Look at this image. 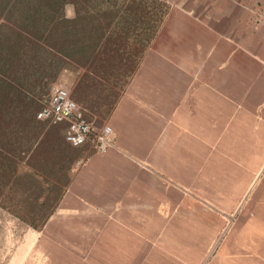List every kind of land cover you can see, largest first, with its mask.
I'll return each mask as SVG.
<instances>
[{
    "label": "crops",
    "instance_id": "1",
    "mask_svg": "<svg viewBox=\"0 0 264 264\" xmlns=\"http://www.w3.org/2000/svg\"><path fill=\"white\" fill-rule=\"evenodd\" d=\"M164 1L110 114L113 147L85 149L40 230L0 215V264H264V0ZM4 24L0 51L21 50Z\"/></svg>",
    "mask_w": 264,
    "mask_h": 264
},
{
    "label": "trees",
    "instance_id": "2",
    "mask_svg": "<svg viewBox=\"0 0 264 264\" xmlns=\"http://www.w3.org/2000/svg\"><path fill=\"white\" fill-rule=\"evenodd\" d=\"M69 3L75 6L73 19L63 14ZM168 12L164 0L0 2L5 34L20 41L21 50L28 41L31 54L25 59L10 42L0 51V209L40 230L57 210L79 161L60 126L37 119L42 108L37 88L70 64L80 71L74 95L112 113L122 95L116 85L123 81L126 88ZM47 48L55 54L44 56Z\"/></svg>",
    "mask_w": 264,
    "mask_h": 264
},
{
    "label": "built area",
    "instance_id": "3",
    "mask_svg": "<svg viewBox=\"0 0 264 264\" xmlns=\"http://www.w3.org/2000/svg\"><path fill=\"white\" fill-rule=\"evenodd\" d=\"M264 22V8L258 15ZM3 20H0V26ZM88 109L78 104L65 87H55L50 100L42 104L37 119L48 127L66 126L65 139L74 148L90 145L104 154L114 145V133L108 124L96 127L88 118Z\"/></svg>",
    "mask_w": 264,
    "mask_h": 264
},
{
    "label": "rangeland",
    "instance_id": "4",
    "mask_svg": "<svg viewBox=\"0 0 264 264\" xmlns=\"http://www.w3.org/2000/svg\"><path fill=\"white\" fill-rule=\"evenodd\" d=\"M72 6H74V5L69 4L68 7H72ZM0 20H2V18H0ZM3 24L4 23L2 22L1 26ZM66 68H67V70L65 72H63L56 80H49V79L45 80L43 85L40 86L39 89H37V91L35 93L36 94L35 99H38L39 103L41 105L45 104L50 100L53 88L61 87V86L65 87L69 90L71 96L74 98V100L78 104H80L81 106L88 109V111H89L88 118L94 122V125L96 127H102V126L108 124V120H109V117L111 114V113L107 112L108 106L100 107L95 102L88 101V100H86V101L82 100L80 95H78V96L74 95V88H75V85L77 83V79L80 76V71L74 69L73 66H70V65L66 66ZM105 85H108L111 87L112 82L108 83V84L106 83ZM116 87L117 88L115 89V91L122 94L123 90L125 89L123 81H120L119 84L116 85ZM59 128L61 130L62 135L65 136L66 126H60ZM75 149L78 153L79 161H78V163H76L74 165V168L77 167L85 159V157L88 155V153L85 151V149L91 150V148H90V145H86V146L75 148ZM72 173L73 172H71L70 175H72ZM263 188H264V176L262 178L260 176H258L257 179L253 182V200L256 199L257 195L260 193V191ZM258 191H259V193H258ZM5 214H9V213H7L6 211H3V210L0 211V215L3 216ZM235 227H236V225H232L231 223H229L224 230L222 238L226 232H228V235H230L232 231L234 233ZM222 238L220 239L219 243L222 241ZM219 243H218V245H219ZM218 245L215 247V250L219 247ZM215 262H216V260L210 264H214Z\"/></svg>",
    "mask_w": 264,
    "mask_h": 264
}]
</instances>
